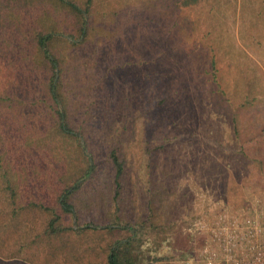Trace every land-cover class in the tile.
Masks as SVG:
<instances>
[{"label": "rangeland", "instance_id": "obj_1", "mask_svg": "<svg viewBox=\"0 0 264 264\" xmlns=\"http://www.w3.org/2000/svg\"><path fill=\"white\" fill-rule=\"evenodd\" d=\"M91 10L88 44L65 49L64 89L85 155L53 135L36 101L43 87L18 38L34 13L0 27V83L16 76L8 92L29 100L0 103V166L37 179L23 181L21 198L43 180L48 188L34 193L56 206L58 179L83 172L80 157L98 165L67 199L76 232L46 236L48 215L35 211L23 243L3 223L0 264H107L119 239L132 240L124 253L135 264H207L212 248L226 258L224 227L250 218L264 229V0H94ZM113 149L125 161L119 197ZM253 256L246 247L236 258L256 264Z\"/></svg>", "mask_w": 264, "mask_h": 264}, {"label": "trees", "instance_id": "obj_2", "mask_svg": "<svg viewBox=\"0 0 264 264\" xmlns=\"http://www.w3.org/2000/svg\"><path fill=\"white\" fill-rule=\"evenodd\" d=\"M93 2L94 0H87L84 5H81L77 0H0V27L17 29L16 24L20 26L26 21L23 19V11L34 13L33 23L28 26L26 21V25L21 27V31H23L18 38L24 44L23 54L25 51L28 52L24 63L27 64L26 69L29 70V73L34 75L32 82L43 87L40 92L44 95H40L36 101L41 102L53 118L49 129L53 135L58 134L71 141L73 140L76 147L84 155L87 153L81 140L82 135H84L83 127L72 117L69 100L66 98L64 89L67 61L65 49L80 48L84 44H88ZM0 51L3 50L0 49ZM4 51L8 52L5 49ZM213 63L215 64V61ZM6 78L5 82L0 83V103L11 105L15 103L24 104L29 101L28 98H22L16 88L12 93H9L8 89L21 83L14 81L16 76ZM10 81H13L15 85ZM30 94L32 93L27 94V97ZM149 97L152 99L157 98H153L151 94H149ZM109 158L115 166V194L119 197L123 188L122 177L125 173V161L119 157L115 149L109 153ZM80 159L83 163L80 169H83V172L72 176L65 185L63 183L64 178L58 179L59 186L57 189H53L55 201H58L56 206L45 204L37 196L39 193L35 195V191L42 192L44 188H48L43 180H40L43 183H40L42 185L39 183H34L33 186L27 184L29 194L26 199H22L23 181L29 182L31 180L33 182L37 179L33 174L29 175L27 173L22 176L20 172L14 169L7 170L0 166V211L8 215V221L0 219V227L7 224L5 229L16 228L20 239L25 243V235L27 234L25 229L32 225V223L27 222L28 216L31 215L30 213L37 211L46 216L48 215L43 231L46 236L53 230L63 233L76 232L73 226L71 227V222L64 216L73 215L75 212L73 205L67 199L76 190L81 189L85 183L92 180V177L97 173L98 166L94 157L89 158L86 155V157H80ZM21 218L22 220L19 221ZM117 219H120V217L118 216ZM113 222L115 223V221ZM108 229L115 230L112 225H109ZM82 230L80 229L78 232ZM130 240L119 239L112 246H108L107 264H135L129 262L124 253L127 246L131 245L132 240Z\"/></svg>", "mask_w": 264, "mask_h": 264}, {"label": "built area", "instance_id": "obj_3", "mask_svg": "<svg viewBox=\"0 0 264 264\" xmlns=\"http://www.w3.org/2000/svg\"><path fill=\"white\" fill-rule=\"evenodd\" d=\"M226 236L223 237L221 243L222 252L226 258H219L216 249H206L207 264H243L237 259V252L245 251L246 247L253 250L254 262L256 264H264V247L260 241V236L263 234V227L254 219H246L243 223H235L234 227H224ZM215 237L222 233L213 228Z\"/></svg>", "mask_w": 264, "mask_h": 264}]
</instances>
